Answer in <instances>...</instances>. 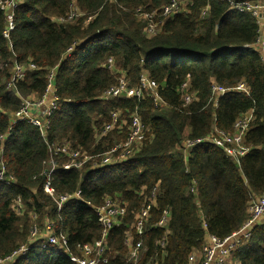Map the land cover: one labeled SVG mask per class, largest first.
<instances>
[{
  "label": "trees",
  "instance_id": "1",
  "mask_svg": "<svg viewBox=\"0 0 264 264\" xmlns=\"http://www.w3.org/2000/svg\"><path fill=\"white\" fill-rule=\"evenodd\" d=\"M170 2L21 0L7 38L0 11V160L14 178L11 186L0 184V259L29 243L32 214L39 223L53 221L55 233H63L71 246L96 241L101 225L93 208L109 197L127 205L120 225L107 238L110 264H124L126 232L142 242L136 264H188L205 234L223 239L237 231L252 197L264 194V65L254 47L256 21L247 12L231 10L223 0H178L180 8L184 3L181 11L167 17L157 35L147 37L136 10L161 13ZM73 10L79 16L67 20ZM61 18L66 21L59 22ZM109 59L122 75L108 70ZM13 61L36 66L14 90L8 87ZM51 73L59 103L44 140L36 126L12 123V116L23 101L43 97ZM123 75L134 89L140 87L142 75L155 81L168 106L156 107L145 91L140 97L102 101L100 95ZM241 82L248 96L230 92L211 100L212 83L232 88ZM185 83L195 97L186 107L180 90ZM114 110L121 112L124 128L100 137ZM250 111L254 120L244 136L249 151L238 165L207 142L184 152L185 140L212 137L214 129L230 132ZM134 113L150 140L121 165L65 170L61 166L70 157L51 154L54 144L89 155L106 152L117 143L113 136L126 135ZM50 160L57 168L52 181L56 194L80 192V199L67 202L59 213L43 190L42 171ZM154 188L159 193L156 205L144 223L145 233L137 236L131 227ZM16 199L23 205L20 215ZM165 213L169 220L163 229L157 223ZM229 262L264 264V225L252 230L251 239ZM12 264L73 263L51 250L34 248Z\"/></svg>",
  "mask_w": 264,
  "mask_h": 264
},
{
  "label": "built area",
  "instance_id": "2",
  "mask_svg": "<svg viewBox=\"0 0 264 264\" xmlns=\"http://www.w3.org/2000/svg\"><path fill=\"white\" fill-rule=\"evenodd\" d=\"M20 1L21 0H0V11L4 13L6 23V28L3 30V36L6 38L9 36V32L15 28L13 18ZM223 1L230 4L231 10L244 13L247 12L251 14L256 21L258 37L254 47L259 50L260 60L264 65V0ZM179 11L180 3L178 0H171L170 4L166 5L161 13H158V11L146 13L141 9H137L136 13L145 23V35L147 37H152L157 35L163 21L167 17L176 14ZM78 16L79 14L73 10L69 14L67 20H71ZM58 21L65 22L66 19L61 18ZM107 63L109 64V69L114 67L112 59H109ZM35 68L36 66L34 63L19 64L13 61L11 67V81L9 82L8 87L14 90L15 85L24 79L25 73ZM48 79L49 86L43 97L38 99L35 104H32L29 101L30 99L23 101L22 107L12 116V123L26 122L39 128L44 140H46L45 128H47L50 123L49 117L52 115L53 111L57 109L59 103L53 85L54 74L51 73ZM157 87L158 85L155 81L142 75L140 77V87L138 89L129 88L125 76L123 75L116 80L115 85L111 86L103 93V98L101 100L106 101L118 97H140L145 91L149 98L153 100L156 107L168 106L157 93ZM188 88L189 85L186 83L180 88L181 101L184 107L190 105L195 98L193 94L188 93ZM230 92L243 93L247 96L249 95V89L242 82L232 88L222 87L216 83L211 84V100L216 101ZM120 114L121 112L116 110L110 113L109 122L105 125L100 137L102 135H108L116 130H119L120 132L123 125L120 120ZM252 119L253 113L251 111L239 117L234 122L230 132L214 129L212 131V137L185 140L184 152L187 153L201 143L207 142L221 149L232 163L238 165L240 158L244 157L249 151V147L244 145V136L249 129ZM146 132L147 128L142 123L139 115L134 113L129 118L127 135H124L125 140L114 144L106 152L89 155L85 151L71 150L66 144H54L51 146L50 151L52 155L62 153L70 157L69 162L61 166L62 169H76L82 171L87 167V164H90V166H88V171L97 170L109 165H121L132 158L136 152L140 151L141 145L146 142ZM56 170L57 168L54 165L53 160H50L47 163V168L42 171V175L45 177L44 192L51 197L56 205V212L59 213L64 204L70 200L80 199V192H76L72 195H56L49 180L50 175L54 174ZM6 171V167L0 160V184L2 183L5 186H11L14 182V178L7 174ZM158 194V190L154 188L149 193L150 198H147V201L143 204L136 216L131 229L134 230L137 236H141L145 233L144 223L149 216L151 207L156 205ZM117 201L119 200L108 197L104 199L102 205L94 208V213L101 225L100 237L96 241L71 246L67 237L63 233H55L56 227L54 222L46 221L45 226L41 231H39L36 225L32 227L30 226L29 243L20 246L10 255L0 259V264L8 260H12V264L17 257L26 255L34 248L51 250L58 257H65L73 264H110L106 246L107 238L109 232L115 226L120 225V219L124 217L127 208L126 204ZM14 206L17 214H22L23 205L20 199H16ZM246 213L247 218L240 228L223 239L207 234L201 249L199 251H194L190 255L188 264H226L232 253H234L240 246L248 243L252 236V230L257 226L264 225V194L258 197H252L247 205ZM33 216L37 217V215L32 214V222L36 221L33 220ZM168 220L169 215L165 213L159 219L157 225L165 228L168 224ZM202 226L206 229V223L204 220H202ZM124 245L128 248L126 264H136L141 256V240L135 241L131 232H126ZM159 245L161 248H164L165 241H160Z\"/></svg>",
  "mask_w": 264,
  "mask_h": 264
},
{
  "label": "rangeland",
  "instance_id": "3",
  "mask_svg": "<svg viewBox=\"0 0 264 264\" xmlns=\"http://www.w3.org/2000/svg\"><path fill=\"white\" fill-rule=\"evenodd\" d=\"M184 6V3H182L181 2V8H180V11H181V9H182V7ZM109 71H111V72H113L115 75H122L123 74V71H121V70H117V69H115V67H113L112 69H108ZM100 98L102 99L103 98V94L102 95H100ZM32 104H35L36 102H37V100H36V98L35 99H30L29 100ZM251 112V111H250ZM253 113V112H252ZM254 120V117H253V119H252V121ZM251 121V122H252ZM125 123V122H124ZM122 128H124V127H122ZM39 129V128H38ZM127 131H128V129L126 130V135H127ZM39 132H40V129H39ZM114 140L118 143V142H120V141H124L125 140V136L123 135V136H119V135H115L114 136ZM150 139L149 138H147L146 139V142H148ZM145 142V143H146ZM145 143L141 146V149L143 148V146L145 145ZM130 159H132V158H130ZM129 159V160H130ZM128 161V160H127ZM53 175L54 174H51L50 175V177H49V180H50V183H51V185H52V181H53ZM45 178V177H44ZM52 188L54 189V187L52 186ZM43 190H44V185H43ZM55 190V189H54ZM190 191L192 192V190L190 189ZM56 192V191H55ZM45 193V192H44ZM47 194V193H46ZM56 194V193H55ZM48 195V194H47ZM57 195V194H56ZM49 196V195H48ZM58 196H60V195H58ZM50 197V196H49ZM51 198V197H50ZM70 201H72V200H70ZM117 202H119V201H117ZM63 209V208H62ZM93 210H94V208H93ZM61 212V211H60ZM37 219H38V216L37 217H34L33 216V220H36V221H34V222H32L31 223V227L32 226H34V225H36L37 227H38V229H39V231H41L43 228H44V226H45V223H46V221H51L50 219H48V218H45L41 223H39V222H37ZM161 228H163L164 229V227H161ZM202 228H203V226H202ZM204 229V228H203ZM204 230H206V229H204ZM207 234H205V236H206ZM205 236H204V239H203V241H205ZM162 241V240H161ZM160 242V241H159ZM126 249H127V252L124 254V264H126V261H127V254H128V248L126 247ZM116 255V254H115ZM25 256V255H24ZM24 256H22V257H24ZM11 262H12V260H8V261H6V262H4V263H2V264H11ZM231 262H229V264H230Z\"/></svg>",
  "mask_w": 264,
  "mask_h": 264
}]
</instances>
